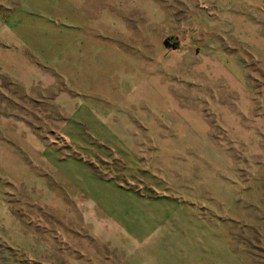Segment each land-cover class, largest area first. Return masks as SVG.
Masks as SVG:
<instances>
[{"label":"rangeland","instance_id":"rangeland-1","mask_svg":"<svg viewBox=\"0 0 264 264\" xmlns=\"http://www.w3.org/2000/svg\"><path fill=\"white\" fill-rule=\"evenodd\" d=\"M99 3L113 96L0 0V264H264V0Z\"/></svg>","mask_w":264,"mask_h":264},{"label":"crops","instance_id":"crops-1","mask_svg":"<svg viewBox=\"0 0 264 264\" xmlns=\"http://www.w3.org/2000/svg\"><path fill=\"white\" fill-rule=\"evenodd\" d=\"M98 1V5L100 4L99 2L101 0H60V9H61V14L63 18L65 19V23L69 24H74L75 27L79 26L81 27V32L74 34L71 33L69 30H64L62 32V37H63V42L64 46L62 47L61 50V55L64 57V67H63V62L61 63L60 70L63 71L68 70L67 69V62H74V66L72 67V71H74V77L77 79L78 76V71L79 69L82 68V73L83 76H85V79H91L94 76V70H101V75L103 78H111V82L102 85L100 83H94V84H89L86 87V89L81 88L85 93H102L106 92L107 95L110 94V96H113L115 94L114 91V84L112 83L114 76L116 77V74L114 75L115 69L112 68L109 70V53L111 50H109V44L106 43L104 44L101 42L99 39L98 34L95 33V28L97 23L99 21L97 20V14H96V4ZM69 20V21H68ZM24 26H27V23H23ZM83 38L82 42L77 41L79 37ZM71 39L74 37L73 41V46L67 47V39ZM76 38V39H75ZM69 44V43H68ZM113 50V49H112ZM67 54L72 56V59L69 58L67 59ZM69 56V57H70ZM85 74V75H84ZM77 84V82H76ZM75 85V83H74ZM76 86V85H75ZM74 86V87H75ZM77 91L79 90V87H75ZM123 93V92H122ZM217 243V244H216ZM215 244L211 246H206L207 249H205V244L200 247V245L195 246L196 251L195 254L202 255L203 261L210 262V257L213 256L214 258H217L218 255L212 254V247H219L223 248L221 251L219 249V252H223L224 255L225 249L227 248V242L226 240H221L217 241ZM204 248V249H200ZM214 252V251H213ZM215 252H217L215 250ZM220 255V254H219ZM204 256H208V258H205ZM202 264H205L204 262Z\"/></svg>","mask_w":264,"mask_h":264}]
</instances>
